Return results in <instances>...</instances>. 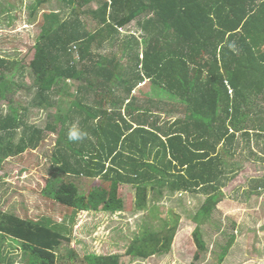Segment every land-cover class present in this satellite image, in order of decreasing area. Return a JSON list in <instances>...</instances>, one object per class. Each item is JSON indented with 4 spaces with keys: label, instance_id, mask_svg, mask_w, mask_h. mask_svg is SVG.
<instances>
[{
    "label": "trees",
    "instance_id": "1",
    "mask_svg": "<svg viewBox=\"0 0 264 264\" xmlns=\"http://www.w3.org/2000/svg\"><path fill=\"white\" fill-rule=\"evenodd\" d=\"M62 1L73 7L67 20L60 22L53 13L41 19L44 30L30 64L32 84L23 89L28 108L21 110L25 116L31 109L48 110L64 85L79 82L71 112L77 117L60 132L67 148L54 154L60 164L51 167L54 176L43 193L52 204L72 211L61 214L63 223L47 224L2 209L0 264H60L62 240L73 235L78 214L92 208L79 197L85 180L109 184L104 211L124 212L121 187L134 185L136 211L149 213L151 203L157 205L167 193L223 196L227 159L246 149L264 151V109L253 117L260 110L257 103L264 101V0H98L97 9L89 8L94 0ZM45 4L41 0L33 9ZM74 5L87 7L83 15L97 23L93 32ZM132 21L137 32L126 29ZM123 29L130 35L124 40ZM2 52L0 102H7L16 95L14 88L22 87L12 82L19 62ZM148 80L180 103L137 101L133 93ZM7 111L0 108L2 159L37 151L47 131L57 133V127L28 125L19 109ZM165 114L171 117L162 119ZM68 119L58 116L56 126ZM76 121L86 132L79 142L67 138ZM258 187L264 188V179ZM179 222L164 220L161 227L153 226L157 230L147 229L127 254L147 260L170 253ZM193 236L195 264L209 248L200 227ZM234 241L218 255L219 264ZM7 242L15 245L7 247ZM85 260L122 264L118 255L89 254Z\"/></svg>",
    "mask_w": 264,
    "mask_h": 264
},
{
    "label": "rangeland",
    "instance_id": "2",
    "mask_svg": "<svg viewBox=\"0 0 264 264\" xmlns=\"http://www.w3.org/2000/svg\"><path fill=\"white\" fill-rule=\"evenodd\" d=\"M40 1L0 0V44L4 39L9 41L3 45V52L10 60L19 62L12 82L22 87L14 88L16 95L9 97L7 102H0V108L5 113L10 106L15 111L19 109V116H23L25 122L32 127L45 130L47 126H51L57 127L58 130L57 133L47 131L46 140L37 151L29 149L4 159L0 153V161L4 160V166L0 170V211L3 209L25 219L50 224L49 222L57 221L63 223L61 214H70L72 211L52 204L43 193L54 176L51 174V167L55 166L54 163L60 164L57 162L59 157L54 154L67 148L60 132L77 117L71 112L77 103L80 84L70 82L64 85L60 97L52 101L53 107L48 110L31 109L28 116L21 110L28 108L29 96H25L23 89L32 84L29 75L30 64L35 58L34 45L44 30L40 25L41 19L44 14L53 13L58 17V21L62 22L68 19L73 9L62 0H46L41 10L36 12L33 7L38 6ZM99 1L94 0L89 8L97 9ZM10 4L14 5V8ZM74 7L80 13L87 29L93 32L97 23L92 21V17V20H89L83 15L87 7ZM126 29L132 33L137 32L134 21ZM128 31H120V38H129ZM110 51L111 48H107L105 52ZM95 82L99 83L97 79ZM229 94L232 93L229 91ZM133 95L143 104L180 103L179 98H172L166 89L149 80ZM259 106L260 110L256 109L254 118L262 116L264 101H259L257 107ZM152 109L157 112L158 106ZM58 116H67L70 120L68 119L65 126H56ZM169 117L171 116L167 117L165 114L162 119ZM74 124H78L77 121ZM23 131L24 128L17 132L16 142L21 139ZM252 150H255V147ZM257 152L246 149L241 155L227 159V170L230 172H227L222 188L223 196L214 198L203 194L167 193L157 205L151 203L152 209L149 213L136 211L134 185L121 187L120 196L124 200V212L104 211L105 200L110 191L109 184L102 180H85L81 183L79 197L81 200L85 198L92 208L78 214L73 235L62 240L59 246L60 264H87L85 257L89 254L118 255L122 257V264H194L198 249L193 233L198 227L201 228L209 251L195 264H219L218 255L233 237V247L221 264H264V188L258 187L264 179V151ZM69 199L74 203L72 197ZM75 202L80 204L77 199ZM175 218H179L180 222L170 253H161L147 260L133 258L127 254L130 245L136 243L147 229L157 230L153 228L154 225L161 227L164 220L173 222ZM66 223L70 225L69 219ZM9 245L15 244L7 242L6 246Z\"/></svg>",
    "mask_w": 264,
    "mask_h": 264
},
{
    "label": "clouds",
    "instance_id": "3",
    "mask_svg": "<svg viewBox=\"0 0 264 264\" xmlns=\"http://www.w3.org/2000/svg\"><path fill=\"white\" fill-rule=\"evenodd\" d=\"M67 138L69 141L79 142L86 138V132L78 124H73L68 130Z\"/></svg>",
    "mask_w": 264,
    "mask_h": 264
},
{
    "label": "crops",
    "instance_id": "4",
    "mask_svg": "<svg viewBox=\"0 0 264 264\" xmlns=\"http://www.w3.org/2000/svg\"><path fill=\"white\" fill-rule=\"evenodd\" d=\"M122 31H126V29H123ZM120 36H121V34H120ZM5 42H7L6 39H4V40L1 42L2 44H0V48H1V50H3V51H4V49H3V45H4ZM36 42H37V41H36ZM35 44H36V43H35ZM34 46H35V45H34ZM4 54H6V53L4 52ZM70 82H72V83L74 84V82H76V81H69V83H70ZM145 82H146V81H145ZM75 94H76V92H75ZM3 166H4V165H3ZM3 166H2V167H3ZM0 173H1V172H0ZM98 180H99V179H98Z\"/></svg>",
    "mask_w": 264,
    "mask_h": 264
},
{
    "label": "built area",
    "instance_id": "5",
    "mask_svg": "<svg viewBox=\"0 0 264 264\" xmlns=\"http://www.w3.org/2000/svg\"><path fill=\"white\" fill-rule=\"evenodd\" d=\"M229 91H230V93H232V90L231 89H229Z\"/></svg>",
    "mask_w": 264,
    "mask_h": 264
}]
</instances>
